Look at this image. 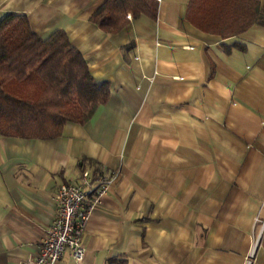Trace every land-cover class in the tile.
<instances>
[{
    "label": "crops",
    "instance_id": "1",
    "mask_svg": "<svg viewBox=\"0 0 264 264\" xmlns=\"http://www.w3.org/2000/svg\"><path fill=\"white\" fill-rule=\"evenodd\" d=\"M104 0H0L41 37L63 29L109 96L52 138L0 134V264H21L80 167L112 175L92 203L84 251L54 264H264V24L221 37L156 0L155 18L110 34ZM264 4V0H260ZM89 200V195L85 196Z\"/></svg>",
    "mask_w": 264,
    "mask_h": 264
},
{
    "label": "trees",
    "instance_id": "2",
    "mask_svg": "<svg viewBox=\"0 0 264 264\" xmlns=\"http://www.w3.org/2000/svg\"><path fill=\"white\" fill-rule=\"evenodd\" d=\"M156 0H104L90 15L113 34L132 17L156 16ZM186 17L199 29L221 37L264 24L260 0H188ZM109 96L106 81H96L88 62L63 29L36 34L24 12L0 20V134L52 138L70 120L86 122Z\"/></svg>",
    "mask_w": 264,
    "mask_h": 264
},
{
    "label": "built area",
    "instance_id": "3",
    "mask_svg": "<svg viewBox=\"0 0 264 264\" xmlns=\"http://www.w3.org/2000/svg\"><path fill=\"white\" fill-rule=\"evenodd\" d=\"M111 176L102 170L94 172L85 164L80 167L77 178L60 182L54 194L56 215L36 244L34 256L24 259L21 264H54L66 249L76 261L80 260L89 208L98 195L106 191ZM86 195H89L88 201ZM256 241L252 243L244 264H251Z\"/></svg>",
    "mask_w": 264,
    "mask_h": 264
}]
</instances>
